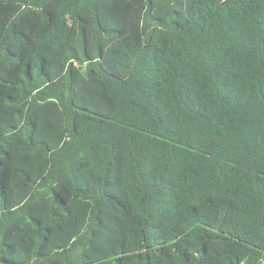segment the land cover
Segmentation results:
<instances>
[{
	"label": "trees",
	"instance_id": "1",
	"mask_svg": "<svg viewBox=\"0 0 264 264\" xmlns=\"http://www.w3.org/2000/svg\"><path fill=\"white\" fill-rule=\"evenodd\" d=\"M138 1L0 0V264H264V0Z\"/></svg>",
	"mask_w": 264,
	"mask_h": 264
},
{
	"label": "rangeland",
	"instance_id": "2",
	"mask_svg": "<svg viewBox=\"0 0 264 264\" xmlns=\"http://www.w3.org/2000/svg\"><path fill=\"white\" fill-rule=\"evenodd\" d=\"M54 1L57 2L60 0H54ZM127 1L128 0H99L98 3L99 16L102 22V26L105 27L106 29L116 28L120 30V35L118 37L110 39L109 41L105 42L103 45L104 54L106 53V55H108L109 57H111L112 53H115L125 44L130 42H135L139 39L138 36L139 19L141 17L144 6L143 4L141 5V2L137 0L133 6H129L125 8L124 5ZM193 1L194 0L185 2L184 7L181 9V16L183 18L187 16L188 12L190 11L193 5ZM175 7L176 6L174 4H165V3L154 4L153 12L157 15H164L167 11ZM159 29L163 30L164 33L167 35H172L174 33L168 30H164L162 28ZM88 36L90 37V35ZM91 39L92 38L90 37L89 40ZM163 39L167 41L169 38H166L165 36H163L162 33H160L157 40H155V43L160 44ZM84 65L85 63H83V66ZM72 67L74 69V72L82 71L79 64L75 61L72 62ZM95 82L96 81L82 83L81 87L79 88V91L85 94V92L88 91L89 88L93 89L95 92L93 93L92 99L98 101L99 96L97 91V85ZM86 99L90 100V97L86 96ZM78 100L80 101L81 98H78ZM82 100H85V98L83 97ZM94 106H98V105H94Z\"/></svg>",
	"mask_w": 264,
	"mask_h": 264
}]
</instances>
